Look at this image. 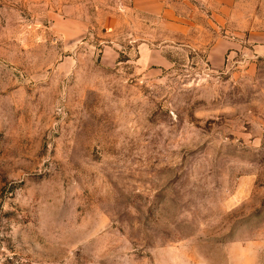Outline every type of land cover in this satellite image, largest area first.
<instances>
[{"label":"rangeland","instance_id":"rangeland-1","mask_svg":"<svg viewBox=\"0 0 264 264\" xmlns=\"http://www.w3.org/2000/svg\"><path fill=\"white\" fill-rule=\"evenodd\" d=\"M190 6L0 0V264H264V57L210 69Z\"/></svg>","mask_w":264,"mask_h":264},{"label":"crops","instance_id":"crops-1","mask_svg":"<svg viewBox=\"0 0 264 264\" xmlns=\"http://www.w3.org/2000/svg\"><path fill=\"white\" fill-rule=\"evenodd\" d=\"M202 3L210 13L206 15L207 21L215 35L207 51L210 69L221 70L239 62L250 64L264 57V17L259 13L258 2L249 9H242L239 0H202ZM132 4L137 10L161 15L169 30L188 33L190 0H132ZM107 17L106 27L110 30L115 26V16L110 13ZM138 61L143 69L167 64L158 47L147 43L140 45Z\"/></svg>","mask_w":264,"mask_h":264}]
</instances>
